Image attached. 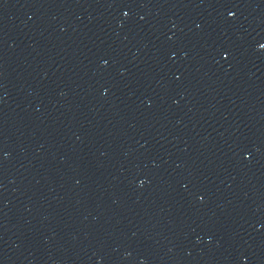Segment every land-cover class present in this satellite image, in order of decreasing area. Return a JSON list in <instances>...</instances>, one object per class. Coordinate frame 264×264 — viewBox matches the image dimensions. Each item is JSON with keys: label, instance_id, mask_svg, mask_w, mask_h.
I'll return each instance as SVG.
<instances>
[{"label": "water", "instance_id": "obj_1", "mask_svg": "<svg viewBox=\"0 0 264 264\" xmlns=\"http://www.w3.org/2000/svg\"><path fill=\"white\" fill-rule=\"evenodd\" d=\"M0 264H264V0H0Z\"/></svg>", "mask_w": 264, "mask_h": 264}]
</instances>
